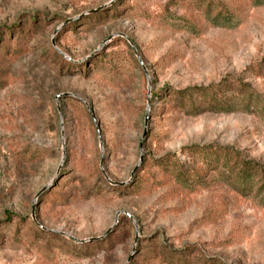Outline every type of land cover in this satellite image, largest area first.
I'll list each match as a JSON object with an SVG mask.
<instances>
[{
	"label": "rangeland",
	"instance_id": "374dc122",
	"mask_svg": "<svg viewBox=\"0 0 264 264\" xmlns=\"http://www.w3.org/2000/svg\"><path fill=\"white\" fill-rule=\"evenodd\" d=\"M0 264H264V0H0Z\"/></svg>",
	"mask_w": 264,
	"mask_h": 264
},
{
	"label": "trees",
	"instance_id": "16d2710c",
	"mask_svg": "<svg viewBox=\"0 0 264 264\" xmlns=\"http://www.w3.org/2000/svg\"><path fill=\"white\" fill-rule=\"evenodd\" d=\"M213 3L212 2H208L207 6H206V10L209 11L210 7ZM210 12V11H209ZM208 12V13H209ZM219 16V12H217L214 16L213 19L217 21ZM226 21H228V19L226 18ZM211 87H203V86H193V87H188L185 88L183 90H178L176 92L177 97H180V99H185V101H188L187 106L191 107V103L189 101H192L193 97H200L202 99L204 98H210L211 99V95L212 94H208L210 91ZM188 99V100H186ZM213 100V99H211ZM213 104L211 105H217L215 107H219L218 105V101L217 100H213ZM247 102H245V106L248 105V100H245ZM254 170L253 165L250 162H244V164L242 165V168L239 170V172L235 175L232 176V178L235 180L236 183L238 184H245L247 185V183H249L250 181V173Z\"/></svg>",
	"mask_w": 264,
	"mask_h": 264
}]
</instances>
